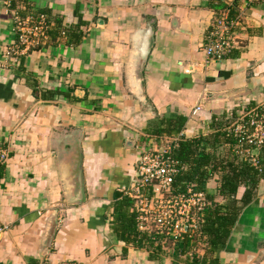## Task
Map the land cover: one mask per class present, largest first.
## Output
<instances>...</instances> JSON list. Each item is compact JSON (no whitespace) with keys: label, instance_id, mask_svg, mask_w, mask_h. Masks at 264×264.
<instances>
[{"label":"crops","instance_id":"obj_1","mask_svg":"<svg viewBox=\"0 0 264 264\" xmlns=\"http://www.w3.org/2000/svg\"><path fill=\"white\" fill-rule=\"evenodd\" d=\"M15 9L46 14L54 28L60 19L62 29L20 66L0 67V147L8 153L0 177V264H189L191 253L219 264H264V176L215 252L205 234L188 256L170 248L154 258L121 240L112 223L143 150L166 138L202 145L219 138L206 145L209 152L236 164L244 159L219 134H232L242 114L264 109V0H15ZM221 11L241 19L233 52L217 61L203 48ZM13 28L0 0V65L17 40ZM148 30L154 46L141 89L133 58ZM73 31L83 33L79 44L69 41ZM170 117L182 118L181 132L157 137ZM255 156L263 169L264 152ZM222 174L213 171L204 191L219 205L228 202ZM245 191L241 186L238 200Z\"/></svg>","mask_w":264,"mask_h":264},{"label":"built area","instance_id":"obj_2","mask_svg":"<svg viewBox=\"0 0 264 264\" xmlns=\"http://www.w3.org/2000/svg\"><path fill=\"white\" fill-rule=\"evenodd\" d=\"M1 1L11 15L17 40L6 49L4 62L0 67L16 68L20 66L24 55L51 42L50 33L54 24L46 14L23 16L13 7L15 0ZM240 19L241 15L232 19L227 12H219L203 48L208 59L221 61L233 52L236 42L232 32ZM66 36L67 33L61 31L60 37ZM201 110L202 106H198L194 113ZM232 134L237 140L235 154L249 159L261 172V161L253 154V150L264 149V109H254L242 114L236 120ZM182 139V135L166 138V146L143 150L137 177L125 191L131 200V211L137 214L140 232L163 236V243L170 241L176 244L185 235L192 239L198 237L199 242L203 237L201 225L204 223L199 214L210 206L207 194L195 192L194 185L188 186L185 191H179L174 186L177 176L186 172L189 167L175 154ZM7 161L8 153L0 147V167ZM4 230L6 228L0 229V233ZM192 255L193 253L190 254L191 257ZM61 264L81 263L72 261Z\"/></svg>","mask_w":264,"mask_h":264},{"label":"trees","instance_id":"obj_3","mask_svg":"<svg viewBox=\"0 0 264 264\" xmlns=\"http://www.w3.org/2000/svg\"><path fill=\"white\" fill-rule=\"evenodd\" d=\"M13 7L15 8V2ZM83 24L84 22L81 19L78 27L80 28ZM60 29H62V21L56 19L55 28L50 33L52 40L58 39ZM82 37L83 33L81 31L68 33L71 44H79ZM163 123L165 124L164 127L156 131L157 137L165 134L176 135L181 132L184 125L181 117H170L166 121L163 120ZM228 127L230 128V124ZM227 132L228 130L224 131V134H219L223 136L224 144L235 146L237 140L233 134ZM201 141L186 138L181 140L180 148L176 151V156L184 162L188 160L193 161V166L188 171L177 176L174 186L179 191H185L188 186L194 185L195 192H204L213 171L216 169L222 171L220 191L228 199V202L225 205H219L213 202L212 197H207L211 204L205 212L199 214L204 220V223L201 225L202 234L209 236V251L215 252L225 244L231 235L232 228L241 211L253 201L257 186L264 176V166L260 172L247 158L242 159L240 163L236 164L234 161L231 162L223 159L221 156L218 157L216 153L209 152L207 149L210 146L206 145H213V143L219 141V138H216L214 141L205 140V145H202ZM262 152H264V149ZM3 168L4 166L0 167V177ZM209 168L211 169L208 170ZM241 186H244L246 191L242 199L238 200L237 195ZM239 202L241 203L240 207L237 206ZM130 208L131 200L129 198L122 199L115 205V211L118 213V216L112 222L113 227L121 240L150 251L152 253L151 256L154 258L160 259L161 254L170 248H173L175 252L182 256H188V252L191 250V244L199 240L198 237L192 239L188 235H185L183 240L176 244L170 241L163 243V236H158L155 233L140 232L137 223V214L130 212ZM189 258H192L188 261L189 264H219L215 259H201L196 254H193Z\"/></svg>","mask_w":264,"mask_h":264},{"label":"water","instance_id":"obj_4","mask_svg":"<svg viewBox=\"0 0 264 264\" xmlns=\"http://www.w3.org/2000/svg\"><path fill=\"white\" fill-rule=\"evenodd\" d=\"M154 39L151 32L148 30L146 34H142L139 43L135 46V54L133 58V81L139 83L141 89H143V70L147 63L148 57L153 49ZM259 150H253L254 155H258ZM65 177L71 179L70 172L66 173ZM121 193H118L117 197H121ZM55 222H57V213L54 216ZM52 236V235H51ZM52 239V238H51ZM51 243V242H50ZM49 251L47 248L45 254Z\"/></svg>","mask_w":264,"mask_h":264}]
</instances>
